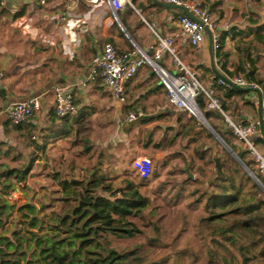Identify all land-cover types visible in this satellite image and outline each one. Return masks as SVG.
<instances>
[{
    "label": "crops",
    "instance_id": "crops-1",
    "mask_svg": "<svg viewBox=\"0 0 264 264\" xmlns=\"http://www.w3.org/2000/svg\"><path fill=\"white\" fill-rule=\"evenodd\" d=\"M131 1L134 6L114 12L109 0L97 6L85 0H45V3L42 0H0V60L8 58L0 73V159L20 151L24 154L23 161L33 156L36 158L33 163L43 161L44 169L56 166L59 169L52 178L57 184L71 180L86 182L84 178L71 176L70 172L79 168L84 160L88 163L92 160L93 170H97L92 172L95 178L104 174L107 182L115 186L114 190L134 182L140 192L147 180L142 179L133 167V160L138 155H149L153 159V170L159 173L158 177L153 174L149 177L155 179L153 189L168 179L182 178V168L189 178L186 171L189 163L192 172L198 173L204 150H208L205 156L212 153L215 158L214 166L203 165L209 173L217 174L220 157L226 152L238 160L228 140L237 147L241 141L236 142L223 114L205 106L203 111L207 113L209 127L197 116L180 113L168 101V89L158 66L150 64L139 68L127 84L126 104L114 97L99 73L95 80L91 79L96 70L94 59L107 43H113L120 55L128 54L131 59H138V50L156 42L157 32L173 38L176 55L194 68L205 87L214 91L227 114L243 123L259 119L257 91L228 88L219 83V72L229 78L245 76L226 73L218 64V49L213 46L214 68L210 35L198 45L191 42L178 21L179 15L191 13L186 6L168 0ZM190 1L201 2L215 22V34L220 35L221 40L226 38V48L232 53L228 69L232 72L234 66L231 64L238 57L234 36L255 31L264 18L260 23H252L248 17L257 18L258 13L264 11L256 10L252 0L244 2L246 7L238 0ZM79 17L82 22L76 27ZM236 17H242V20ZM21 20L29 26H18ZM47 35L52 38L44 40L42 36ZM241 46L239 44V48ZM260 53L256 64L258 79L263 83H255L260 86L264 102V51ZM155 60L163 69L179 73L175 57L168 50L164 49L161 57ZM56 87L72 92L76 111L63 120V126L54 127L58 136L55 138L56 133H52L43 152L36 146L42 144L43 132L53 124ZM36 95L43 96L41 109L19 128L13 127L8 108L16 101ZM129 111L143 115L129 120ZM27 123L29 127H26ZM262 139H257L256 145L264 152ZM217 159L220 160L218 165ZM172 160L176 166L169 170ZM69 167L70 172L63 177V170ZM170 188L168 182L159 192L154 190L156 197L164 198ZM58 189H62V185ZM96 190L99 194L107 192L103 188ZM107 193L109 197H115L111 192Z\"/></svg>",
    "mask_w": 264,
    "mask_h": 264
},
{
    "label": "trees",
    "instance_id": "trees-1",
    "mask_svg": "<svg viewBox=\"0 0 264 264\" xmlns=\"http://www.w3.org/2000/svg\"><path fill=\"white\" fill-rule=\"evenodd\" d=\"M258 1L261 3L260 0ZM261 11H264V8ZM263 18L264 12L258 13L257 18L248 17L252 23H260ZM238 35L239 37H236ZM236 36L234 39L238 57L231 64L234 70L231 72L228 69L232 53L226 48L225 37L222 38L220 48L217 50L218 64L230 75H244L248 81L261 83L262 81L258 79L256 63L261 57L260 52L264 51V21L249 35L240 33ZM239 44L242 45L240 48ZM197 101L204 110L205 95L200 94ZM205 114L208 118L207 113ZM64 119H58L54 115L52 126L41 136L42 144L38 143L36 147L44 152L46 142L55 132L54 127L63 126ZM12 124L13 127L18 128L22 125L13 122ZM26 127H29L28 123ZM29 136L32 137V134ZM228 142L260 182L242 162L233 159L226 152L220 157L217 174L209 173L208 168L202 166L203 168H199L200 172L196 173V178H187L182 168V178L168 179L156 185L154 189L159 192L162 186L169 182L171 188L166 193L165 200L176 203L186 195L191 198L190 206H201L202 211L197 214L198 218L193 226L197 248L190 243L177 246L175 242L171 252L158 258L146 257L137 250L120 252L116 248L109 250L105 246L102 247L104 252H92V244L94 245L96 240V245L101 246V237H99L102 236L101 230L116 232L121 227L115 225V222L122 220L128 214L143 212L147 203L153 202L151 197L145 196L135 187L134 182L114 190L115 186L107 182L104 174L98 178L92 174L86 182L79 180L60 182L68 206L64 207L63 214L53 218L58 223L48 225L44 234L39 235L30 230L39 227L41 222L36 216V206L32 203L18 206L17 211L22 214L25 222L31 219L28 222V232L21 234L19 230L15 231L11 235L15 240L0 233V264H33V260H28L31 252L25 250L31 246L32 238L29 235L34 237L36 243V264H264V173L260 171L257 161L247 146L241 144L237 147L229 140ZM207 151L202 152L203 161L206 165L214 166L215 158L212 153L205 156ZM31 153L34 155V151ZM15 157L21 158L24 154L18 151ZM27 164L2 171L0 179L5 178L3 180L5 186H9V182L13 179L16 183L23 182L28 175ZM152 174L154 177L159 176L155 169ZM98 188L111 192L115 199L92 194ZM74 200L78 202L72 205ZM7 211H10L8 204L0 203V226L4 225L3 214ZM33 214L35 216L32 217ZM113 215H117L118 218ZM60 231L65 234L64 238L54 234ZM122 231L133 235L132 229H122ZM161 239L159 234L149 236L156 252L170 246L162 244ZM65 240L68 244L64 242Z\"/></svg>",
    "mask_w": 264,
    "mask_h": 264
},
{
    "label": "built area",
    "instance_id": "built-area-1",
    "mask_svg": "<svg viewBox=\"0 0 264 264\" xmlns=\"http://www.w3.org/2000/svg\"><path fill=\"white\" fill-rule=\"evenodd\" d=\"M85 1L97 6L106 0ZM109 1L114 12H118L125 6H134L131 0ZM168 1L186 6L193 14L194 17L189 14L179 15L178 21L184 31L189 35L194 45L202 43L209 35L208 30H211L214 49L220 48L221 36L215 34V22L208 10L202 7L201 2L199 3V1H197L191 3L190 0ZM42 3H45V0H42ZM77 21L78 25L76 27L80 25L82 19L79 17ZM18 26L28 27L29 25L26 21L21 20ZM28 32L31 31L28 30ZM155 34L156 42L148 45L145 49H139L140 57L138 59H131L128 54L120 55L113 43H107L103 52L94 59L96 70L92 74L91 79L95 80L96 74L99 73L104 84L113 92L114 97L121 103L126 104L128 102L127 84L135 76L139 68L150 64L158 66L163 83L168 89L167 98L169 103L180 113L198 117L201 116V110L203 111V109L200 107L197 98L200 94H204L207 108L216 109L223 114L235 137L247 146L252 156L257 161L260 171L264 173V152L256 145V140L263 138L260 132L259 119L243 123L236 121L231 115L227 114L223 110L219 99L214 96V91L205 87L197 77L196 72L176 55L175 49L173 48V38L164 37L157 32H155ZM51 36L52 35H47L42 37L46 40L47 38H52ZM164 49L168 50L175 57V63L179 66L178 74H173L157 64L155 59L161 57ZM153 57H155V59ZM219 83L228 88L241 86L252 90H260V86L257 83L248 81L243 76H235L229 78V80L221 78ZM54 90L56 96L55 114L58 119H64L76 111L73 94L70 91H65L62 87H56ZM42 101V95L16 101L8 108V117L15 124L25 123L41 109L43 104ZM256 104L259 107L258 100H256ZM141 115H143L142 112L129 111L128 119L135 120ZM133 167L142 179H147L153 172V159L149 155H138L133 160ZM194 178H196V175H194Z\"/></svg>",
    "mask_w": 264,
    "mask_h": 264
},
{
    "label": "rangeland",
    "instance_id": "rangeland-1",
    "mask_svg": "<svg viewBox=\"0 0 264 264\" xmlns=\"http://www.w3.org/2000/svg\"><path fill=\"white\" fill-rule=\"evenodd\" d=\"M225 1L227 2L228 0ZM238 1L243 3V7L247 6V4L244 3L246 0ZM260 1L261 3L252 0L256 6V10L258 9L261 12L264 8V0ZM236 19L242 20V17H236ZM191 69L195 71L194 68L191 67ZM57 136L58 134L56 133L54 137L57 138ZM236 139V142H240L238 138ZM241 144L246 146L242 142ZM9 156V158L0 159V173L4 170L22 167L25 163H28L27 165L29 166V170L26 179L20 183H16L13 179L9 182V186H5L3 181L5 178L1 177L0 179V203L8 204V207H10V211L3 214L4 225L0 226V233L11 237V235L18 230L21 234L28 232V222L31 219H27L28 221L25 222V219L22 217V214L17 211V208L22 204L32 203L36 206V216L40 218L41 222L39 227L33 229L31 228L30 230L35 231L39 235L44 234L47 232L48 225L54 224L55 222L58 223V221H54L53 218H56L61 213L63 214L64 207L68 206L63 189H58L59 185L61 186V183L57 184L52 178L53 175H55L56 170L59 168L54 166L44 169L41 165L43 161L39 163L36 162V164L35 162L33 163V160L36 159L33 156L29 160L26 159L25 161L21 158L14 160L12 157L15 156V153H11ZM44 159L45 154L43 155V160ZM181 160L183 161V159H180L179 161L182 162ZM175 164L176 163L173 160L170 161L168 169L170 170ZM92 165V160H89L88 163V160L86 159L79 165V168H73L74 170H71V172L70 167L68 170H63V172L65 171L63 173V177L68 175L66 174L68 171L72 174L71 176L88 180L92 176V172H95ZM203 165L204 161L198 166V172H200L199 168ZM193 174L196 175L195 173ZM46 177L49 179H46ZM37 178L41 181H35ZM148 179L149 178L146 179V186L141 188V193L145 196H150L153 199V202H148L143 212L128 214L123 217L122 220L115 222V225L121 227L119 230H116V232H103L101 230L100 233H102V236H99L101 237V246L96 245V240L94 245L92 244V252H104L102 247L105 246L106 248H109V250L116 248V250L120 252H123L124 250H137L146 257L158 258L161 255L171 252L174 248L173 244L175 242L177 243V246H185L187 243H190L191 246L195 248L198 247L193 226L196 224L198 218L197 214L202 211L201 206H190L189 202L191 201V198L186 195H183L176 203L169 202L163 197H156L154 189L151 188L156 183L154 182L155 179H149L150 181ZM92 194L99 193L96 190ZM100 194H105V196L109 197L107 192H102ZM77 202L74 200L71 204L74 205L77 204ZM31 216L33 217L35 215L33 214ZM113 216L118 218L117 215ZM122 229H132L133 235L122 231ZM54 234L58 235L59 238L65 237V234H62L61 231ZM153 234L161 235L162 244H169L170 246H168L167 249L161 248L160 252H156V248L152 246L149 240V236ZM29 236L32 238L31 246L30 248H25V250L27 252H31L28 260L31 259L34 261L33 264H36V243L34 237L32 235ZM11 238L15 240L14 237ZM64 242L68 244L66 240ZM11 252H13V250Z\"/></svg>",
    "mask_w": 264,
    "mask_h": 264
},
{
    "label": "water",
    "instance_id": "water-1",
    "mask_svg": "<svg viewBox=\"0 0 264 264\" xmlns=\"http://www.w3.org/2000/svg\"><path fill=\"white\" fill-rule=\"evenodd\" d=\"M171 5H174V4H171ZM190 16L194 17L192 13H189ZM209 32V35H210V40H211V50H212V62H213V66L215 68V63H214V52H213V35H212V31L211 30H208ZM8 61V58H4L3 60H0V73L2 70H4V68L6 67V63ZM219 76L225 80H229V78L227 76H225L224 74L220 73L219 72ZM237 88L239 89H244V90H252L250 88H245V87H241V86H236ZM257 91V93L259 94V107H258V112H259V121H260V129H261V133H262V137L264 139V102H263V98H262V94L260 93L259 90H255ZM199 118L209 127L210 124L209 122L207 121V118L204 114V112L201 110V116H199ZM238 158V160L240 162L243 163V165L245 166V168L252 174V176L260 182L259 178L256 176V174L241 160V158L235 154ZM217 165L219 164L220 160L217 159ZM186 171H187V174H188V177L189 178H194V174L191 170V166H190V163L188 164L187 168H186Z\"/></svg>",
    "mask_w": 264,
    "mask_h": 264
}]
</instances>
